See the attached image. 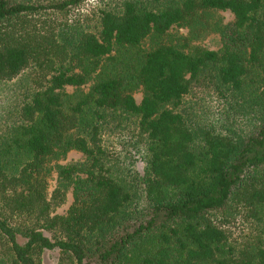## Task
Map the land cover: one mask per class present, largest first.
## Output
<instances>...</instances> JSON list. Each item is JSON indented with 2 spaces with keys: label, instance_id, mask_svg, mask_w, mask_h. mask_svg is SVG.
Masks as SVG:
<instances>
[{
  "label": "trees",
  "instance_id": "1",
  "mask_svg": "<svg viewBox=\"0 0 264 264\" xmlns=\"http://www.w3.org/2000/svg\"><path fill=\"white\" fill-rule=\"evenodd\" d=\"M85 1L0 0V83L30 90L0 131V264H264V0H127L96 31L70 23ZM197 25L221 47L143 46ZM195 91L222 101L202 142L180 110Z\"/></svg>",
  "mask_w": 264,
  "mask_h": 264
},
{
  "label": "rangeland",
  "instance_id": "2",
  "mask_svg": "<svg viewBox=\"0 0 264 264\" xmlns=\"http://www.w3.org/2000/svg\"><path fill=\"white\" fill-rule=\"evenodd\" d=\"M127 0H87L81 4L77 9H75L70 14V23L79 27L80 29H85L88 31H96L100 24L101 12L104 9L120 10ZM139 2H144L146 4L151 3L154 6L165 5L170 0H138ZM174 1V0H172ZM160 2V3H159ZM219 18L220 21L224 23L233 22L235 17L230 10L216 11L211 14V21ZM207 26V25H205ZM201 27V26H200ZM189 39L191 46H205L210 49H219L222 45L220 33L214 30L213 26H207V28L200 30L197 25L195 29L191 30L188 27H178L174 26L168 33L167 36L159 38L155 35H151L145 39L143 46L145 49H151L155 47L160 41L167 43H179L182 44L184 38ZM88 86L83 88L86 91ZM70 93L74 92L75 88L68 87L67 89ZM30 91L28 86L24 85L21 78H16L11 81H4L0 83V116L3 115L2 111L6 106L5 117L0 119V131H5L7 124L16 120L15 110L21 107L25 100V94ZM134 96L138 102L142 100L143 91L141 87H137L134 90ZM222 101L219 99L216 93L208 92H193L189 94L184 104L181 106L180 110L184 113L188 121L193 124V127L199 129L197 130V142H202L201 132L204 128L208 127L210 121L217 115ZM6 118V121H5ZM5 121V124L3 123ZM125 133L119 131L118 129L113 131H106L103 134L104 143L112 152H118V155L126 156L127 152L124 150L123 143L128 138L124 137ZM126 144V142H125ZM84 159V155L77 150H72L68 153L61 163L76 162ZM57 183V173L53 172L49 179V196L56 187ZM73 201L72 193L68 194L67 202L62 206L58 207V213H66L70 204ZM245 224H238L233 226V230L240 232ZM56 254L48 253L46 255V264H55L57 262Z\"/></svg>",
  "mask_w": 264,
  "mask_h": 264
}]
</instances>
